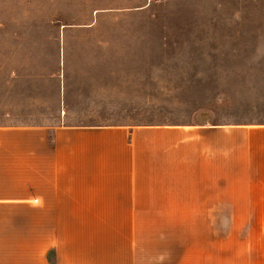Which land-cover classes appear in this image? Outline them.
I'll return each mask as SVG.
<instances>
[{"label":"rangeland","instance_id":"obj_1","mask_svg":"<svg viewBox=\"0 0 264 264\" xmlns=\"http://www.w3.org/2000/svg\"><path fill=\"white\" fill-rule=\"evenodd\" d=\"M117 1L0 0V101L57 98L64 84L66 124H185V190H264V131H253L264 123V0L185 5V22ZM6 105L0 122L13 118ZM52 109L11 115L57 123ZM232 123L247 126L231 133ZM92 218L103 222L63 215V242L70 229L84 237Z\"/></svg>","mask_w":264,"mask_h":264},{"label":"crops","instance_id":"obj_2","mask_svg":"<svg viewBox=\"0 0 264 264\" xmlns=\"http://www.w3.org/2000/svg\"><path fill=\"white\" fill-rule=\"evenodd\" d=\"M241 1L109 5H162L185 22V5L218 11ZM64 88L57 98H1L13 118L0 122V264H264V190H185V124H66ZM45 108L57 123L13 120ZM78 214L103 222L92 218L84 237L70 229L63 242L62 216Z\"/></svg>","mask_w":264,"mask_h":264}]
</instances>
